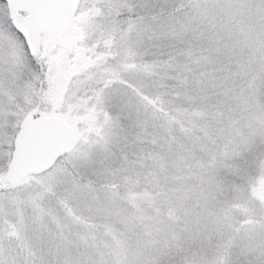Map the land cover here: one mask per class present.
Wrapping results in <instances>:
<instances>
[{"label":"snow or ice","instance_id":"6c2138e0","mask_svg":"<svg viewBox=\"0 0 264 264\" xmlns=\"http://www.w3.org/2000/svg\"><path fill=\"white\" fill-rule=\"evenodd\" d=\"M0 264H264V0H0Z\"/></svg>","mask_w":264,"mask_h":264}]
</instances>
